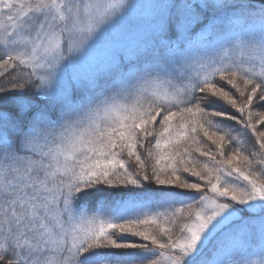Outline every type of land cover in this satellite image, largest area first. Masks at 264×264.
<instances>
[{
    "label": "snow or ice",
    "instance_id": "6c2138e0",
    "mask_svg": "<svg viewBox=\"0 0 264 264\" xmlns=\"http://www.w3.org/2000/svg\"><path fill=\"white\" fill-rule=\"evenodd\" d=\"M132 7L0 0V264H264V245L223 259L214 243L264 240V0H169L134 63L80 76ZM218 20L241 27L224 36ZM201 29L218 39L194 42ZM117 189L169 208L105 218L100 197Z\"/></svg>",
    "mask_w": 264,
    "mask_h": 264
},
{
    "label": "rangeland",
    "instance_id": "374dc122",
    "mask_svg": "<svg viewBox=\"0 0 264 264\" xmlns=\"http://www.w3.org/2000/svg\"><path fill=\"white\" fill-rule=\"evenodd\" d=\"M132 3L133 7L129 9L127 14L124 16L119 25L113 30L112 36H108L102 38L101 41L97 44L95 50L89 57V59L78 65L74 71H76L80 76L84 78H89L94 75H100L102 73H106L107 69L111 66L113 59L120 62L123 66H129L136 61V53L137 51L143 52L146 47L150 46V37L153 32L156 31V18L160 15L162 7L164 4L168 3L169 0H129ZM254 2V0H253ZM255 14V13H254ZM219 25H222L224 29V36H227L232 31H238L241 27L240 23H236L235 20L232 23H228L224 20H218L216 22ZM218 39L215 35L212 34L210 29H201L193 36L194 42H202V41H213L215 42ZM220 51L219 47H214L207 49L203 54L205 55H216ZM244 55L247 57V51L245 50L241 53L240 50H233L231 55L233 58ZM193 57H197V53H192ZM73 72L70 70L68 76H72ZM68 76L65 77V80L68 79ZM239 127V126H236ZM157 130H159V126L157 125ZM250 138H253L249 135H242V139L245 141L244 147L249 141ZM201 145L206 149H210L213 153L216 152V146L212 145L210 141H207L206 138L203 137L202 133L197 137ZM154 141L149 140L144 144L143 148L138 149L142 158L145 159L148 164V149H151V145ZM208 145V146H207ZM225 145L232 149V146L227 144L225 141ZM215 146V149L213 148ZM182 147H192L194 149V145L190 144V142L182 144ZM258 150V149H257ZM155 154L156 150L152 149ZM211 151V152H212ZM193 156L199 159L201 162H206L209 166H212V161L208 160L207 157L199 156V153L193 151ZM125 160H127V156L125 155ZM217 159H220L217 156ZM151 166L153 164V160H150ZM131 168L135 169L137 167L135 161H131ZM151 166H149L151 168ZM243 167V165H241ZM187 175V174H185ZM142 198H125L119 200H103L100 202L99 212L105 218H108L110 215L115 214L117 212H146V211H165L166 208H169L168 204H157L153 203L148 207H144L142 204L138 203ZM182 205L177 203L171 204V208H179ZM89 214L91 215L96 211L95 207L89 208ZM187 209L185 208V212ZM183 222V217L178 220V223ZM258 223V221L256 222ZM166 227L168 225H165ZM174 231L178 234V228H175ZM131 239L137 240L138 238L132 237ZM222 241V247L219 250L220 258L227 259L229 256H235L236 250L238 247L243 246L245 249L250 250L252 255H249L248 259H258L260 250L262 245H264V240L261 239L259 232L256 233H248L246 236L241 234L239 236H232L227 231L221 234L218 238V243ZM238 258V257H237Z\"/></svg>",
    "mask_w": 264,
    "mask_h": 264
},
{
    "label": "trees",
    "instance_id": "16d2710c",
    "mask_svg": "<svg viewBox=\"0 0 264 264\" xmlns=\"http://www.w3.org/2000/svg\"><path fill=\"white\" fill-rule=\"evenodd\" d=\"M0 79H3V78L0 77ZM221 103H223V102H221ZM214 119H219V118H214ZM213 148L215 149V146ZM244 148H245L246 153L247 152H252V151H257L258 145H255L254 138H250V136H249V141L247 142V144L245 145ZM208 150H210V149L208 148ZM225 150H226V154L230 153L232 151V149L228 148L227 146H226ZM210 151H212V150H210ZM150 160H148V166H151ZM150 170H151V168L149 167V171ZM125 198L132 199V198H138V197L135 194L130 193L128 190H118L117 189V190H110L109 192H106V193L102 194L101 197H100V202L103 201V200L109 201V200H112V199L119 200V199H125ZM90 208H92V207H90Z\"/></svg>",
    "mask_w": 264,
    "mask_h": 264
}]
</instances>
